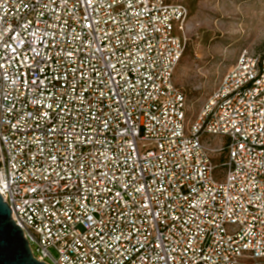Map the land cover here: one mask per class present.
I'll list each match as a JSON object with an SVG mask.
<instances>
[{"label":"built area","instance_id":"1","mask_svg":"<svg viewBox=\"0 0 264 264\" xmlns=\"http://www.w3.org/2000/svg\"><path fill=\"white\" fill-rule=\"evenodd\" d=\"M187 15L0 0V194L39 261L264 264V56L189 120Z\"/></svg>","mask_w":264,"mask_h":264},{"label":"rangeland","instance_id":"2","mask_svg":"<svg viewBox=\"0 0 264 264\" xmlns=\"http://www.w3.org/2000/svg\"><path fill=\"white\" fill-rule=\"evenodd\" d=\"M171 1L188 12L186 48L174 84L185 95L193 121L242 53L264 56V0ZM211 144L219 146L221 140Z\"/></svg>","mask_w":264,"mask_h":264},{"label":"water","instance_id":"3","mask_svg":"<svg viewBox=\"0 0 264 264\" xmlns=\"http://www.w3.org/2000/svg\"><path fill=\"white\" fill-rule=\"evenodd\" d=\"M0 264H47L36 259L11 208L0 194Z\"/></svg>","mask_w":264,"mask_h":264}]
</instances>
